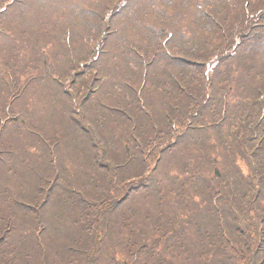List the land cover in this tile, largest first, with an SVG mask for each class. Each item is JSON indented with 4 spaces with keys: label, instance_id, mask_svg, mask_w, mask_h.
<instances>
[{
    "label": "trees",
    "instance_id": "16d2710c",
    "mask_svg": "<svg viewBox=\"0 0 264 264\" xmlns=\"http://www.w3.org/2000/svg\"><path fill=\"white\" fill-rule=\"evenodd\" d=\"M198 1L169 28L141 25L142 46L130 33L141 0H0V143L21 148L5 156L30 189L49 187L62 206L69 195L75 229L50 230L49 196L10 190L0 264H264V0ZM201 31L188 51L172 43ZM46 81L63 105L50 120L96 175L73 180L59 158L41 175L25 161L48 145L26 121L27 94ZM10 123H25L31 145L3 135Z\"/></svg>",
    "mask_w": 264,
    "mask_h": 264
},
{
    "label": "rangeland",
    "instance_id": "374dc122",
    "mask_svg": "<svg viewBox=\"0 0 264 264\" xmlns=\"http://www.w3.org/2000/svg\"><path fill=\"white\" fill-rule=\"evenodd\" d=\"M141 1L143 4V7L140 10H138L139 11L138 13H140L139 14L140 17H144V20H142V22H139L133 25L132 27L134 29L130 31V33L134 35L135 37L134 40H136V44L142 45V46L145 42V41H142L145 36L141 32V29H140L141 25H145L157 31H160L163 28H169L171 24L174 23L176 18L181 14V11H180L181 3L187 2L188 4V0H141ZM164 1H167L168 4L170 3V8L167 7V10H166ZM202 1L205 2V0H199L198 2L200 3ZM150 7H155L156 12L155 10L150 9ZM160 11H164L166 13L165 16H168L170 19L168 20L165 17L159 18L158 13ZM187 12H188V9H187ZM31 17L32 15H29V14L25 15L24 17L21 16V18H24V19H30ZM182 27L183 28L185 27L187 29L188 22H183ZM196 34L198 35L194 37L195 34L193 32L192 38H191V36L188 33V41L191 40V43L189 45H187L188 41L185 43L183 39L180 38V36H178L172 43L174 44L175 48L178 49L179 51H188L190 48L195 46L193 39H196L198 41H205V37H206L205 31H201L200 33H196ZM100 65L102 64H99V66ZM103 67L104 69L109 68V65L107 64L106 61H103ZM35 88H36L35 92L29 91L27 94L29 104L35 105L34 107L31 108L32 110L31 113H29V114H32V117L27 115V119H26L27 126L31 128V122L34 120L37 121V124L40 126V128L43 129V131L40 129V132L42 133V136L44 137V139H46V142L48 143L49 148H48V154L46 155V152H45V149H47L46 147H44L43 149L42 148L39 149V148H36V146H32L33 157L28 158L25 161L29 162L30 164L37 162L39 167L44 165V170L47 171L48 161L50 163L52 158L55 157V159L59 158L61 161H63V166L70 173L69 178H72L73 180L77 179L76 177H86L85 175H82V172L84 171H87L91 174L96 175L95 170L93 171L92 169L95 161H93L92 159L90 160L87 157L88 152H84V155H81L74 143L63 140L62 137L65 136L66 130L59 125V120L57 119V121L54 124H52L50 121V118H51L50 113H53L54 111H59V112L63 111V108H62L63 105L61 101L59 100L57 93L54 91V89L52 91L53 87H51L48 81H46V82H41ZM21 102H19L18 104H20ZM44 107L49 112V114L45 112L46 110H44ZM22 108H24V102L18 106L19 110H21ZM15 109L17 110V107H15ZM9 126H10L9 129L3 134L5 135L7 139L9 140L12 139L13 141L17 140L20 143H26L27 146L31 145L32 137L28 138L27 136H25L22 129L19 128V127L24 128L26 126L25 123L23 124L18 123L15 125L14 123H10ZM14 128L17 129V132H16V129ZM30 128H29V131H30ZM11 130H13L12 135L8 134L10 133ZM60 140H62L63 142ZM54 144L57 145L55 149H53L52 147V145ZM77 144H81L80 141L77 142ZM0 145L3 147V149L6 148L10 150H18L17 144H15V146L13 145V147H7L3 143H0ZM91 150L92 148L90 149V151ZM121 153L122 151L120 150L119 154ZM45 156H47V158H45ZM8 161L9 160H7V157L6 158L0 157V186H2V189L5 191V192L3 191L4 193H0L1 210L4 212H7V209L10 208V205L14 206L13 201L12 202L10 201V197L12 196L9 194L10 190H13L14 192H16V194L20 193L19 191H22V193L26 191H30V190H32V193L37 191V195H38L37 197L42 196V199H46L47 196H49L50 199L55 200L53 204L43 208L44 214L48 217L46 222L50 230H53V228H56V230H61V229L63 230L64 228L68 229L70 227L74 229L71 216L69 214V211H70L69 205H72V203L74 202H72V199L69 197V195L65 194V196H67L69 200L67 198L66 199L71 204L64 200L65 203L62 206L61 201L57 200L58 199L57 195H56V199L53 198V196L51 195L52 191L49 189V187L47 188L45 185L41 184V185H37L36 189H30L31 185L35 183V180L30 181L23 174V164L21 163L20 166L7 165ZM32 166L35 168V165H32ZM8 167H9V171H6ZM58 167H59V164H58ZM85 168L91 169V170H86ZM72 179L70 180L72 181ZM72 182L74 183V181ZM61 185L62 183L60 184V186ZM42 187L44 188V190L41 189ZM89 188L93 189L91 186H86V188L81 186V190L87 193H90L87 190ZM59 194H62V193H59ZM74 201L80 202L79 199H75ZM54 204L55 206L60 205V211L64 212L61 214V219H57V220L54 219V211H53ZM14 208L15 207H13L12 209ZM18 216H21L22 219L25 218L23 213L19 214ZM73 229H69L71 232H73L70 234L71 236H73L75 232V229L74 230ZM129 249L130 248L122 247V250H121V252H123L122 257L128 252Z\"/></svg>",
    "mask_w": 264,
    "mask_h": 264
}]
</instances>
